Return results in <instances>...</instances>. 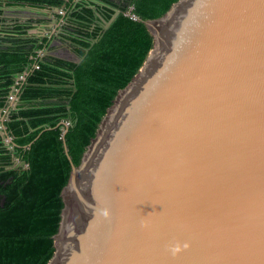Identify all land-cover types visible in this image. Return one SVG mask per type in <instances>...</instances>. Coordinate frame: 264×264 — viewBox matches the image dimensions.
Instances as JSON below:
<instances>
[{
  "label": "water",
  "instance_id": "95a60500",
  "mask_svg": "<svg viewBox=\"0 0 264 264\" xmlns=\"http://www.w3.org/2000/svg\"><path fill=\"white\" fill-rule=\"evenodd\" d=\"M143 22L151 46L77 164L65 123L45 264H264V0H174Z\"/></svg>",
  "mask_w": 264,
  "mask_h": 264
},
{
  "label": "trees",
  "instance_id": "16d2710c",
  "mask_svg": "<svg viewBox=\"0 0 264 264\" xmlns=\"http://www.w3.org/2000/svg\"><path fill=\"white\" fill-rule=\"evenodd\" d=\"M26 1L58 6L65 2ZM99 1L95 9L105 20L119 9L106 28L84 1L72 7V0L66 1L72 9L67 37L76 54L83 56L78 63L40 56L43 43L32 50L28 36L13 37L12 50L0 51V108L11 85L18 88L17 104L1 124L15 142L14 156L26 163L11 160L0 124V264H45L52 254V234L63 206L60 191L70 171L61 138L65 123L68 152L77 164L117 89L136 72L151 46L143 19L161 15L174 0H130L122 6ZM23 41L25 51L18 47ZM25 66L28 70L17 82L16 74L21 75Z\"/></svg>",
  "mask_w": 264,
  "mask_h": 264
},
{
  "label": "flooded vegetation",
  "instance_id": "af4514ba",
  "mask_svg": "<svg viewBox=\"0 0 264 264\" xmlns=\"http://www.w3.org/2000/svg\"><path fill=\"white\" fill-rule=\"evenodd\" d=\"M66 1L61 2L60 6L47 3L46 5H37L30 3L26 0H0V51L12 50L13 37L19 36L24 39L26 36L33 40L28 41V45L32 50H36V46L39 43H43L42 49L38 50L40 56L45 54L56 55L53 51L56 48H60L64 51L68 50L76 56V52L67 35L72 27L67 23L69 17L70 7L74 6L79 0H72L70 7L66 6ZM86 5L91 6L96 12L97 18L101 22L104 28V18L95 9L96 5L101 3L99 0H82ZM94 1V2H93ZM117 5H128L130 0H112ZM83 3V2H82ZM55 7L57 10H55ZM100 24V23H99ZM43 38L46 40L43 41ZM20 44L19 49L25 51V41ZM60 45V46H59ZM62 57V56H59ZM75 58V57H74ZM25 70L28 67L25 66L23 71L19 72L21 75L16 74V81L19 78H24L22 74H25ZM11 94L8 96V100L5 105L0 108V124L4 119H8V115L13 107L17 104V91L18 88L11 85ZM14 98L13 100H11ZM1 134L3 135L4 143L11 150L10 156L14 164H21L20 159L14 156V145L12 142L7 141V137L10 135L1 125ZM6 131V132H4ZM11 137V136H10ZM23 165V164H21Z\"/></svg>",
  "mask_w": 264,
  "mask_h": 264
},
{
  "label": "rangeland",
  "instance_id": "374dc122",
  "mask_svg": "<svg viewBox=\"0 0 264 264\" xmlns=\"http://www.w3.org/2000/svg\"><path fill=\"white\" fill-rule=\"evenodd\" d=\"M60 46V45H59ZM56 55H58V56H62V57H64V58H67V59H71V60H74L75 58V56L73 55V53H71L70 51H68V50H66V51H64V50H62V49H60V48H56V49H54V51H53ZM14 98H12L11 100H13Z\"/></svg>",
  "mask_w": 264,
  "mask_h": 264
}]
</instances>
